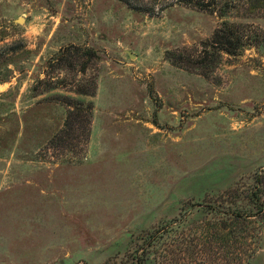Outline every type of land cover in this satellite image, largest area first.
<instances>
[{"label": "rangeland", "instance_id": "374dc122", "mask_svg": "<svg viewBox=\"0 0 264 264\" xmlns=\"http://www.w3.org/2000/svg\"><path fill=\"white\" fill-rule=\"evenodd\" d=\"M156 3L0 0V264H130L163 229L150 264H218L198 208L264 190V43L204 52L222 20L264 31V15ZM70 45L96 56L58 61ZM57 94L93 102L86 141L54 140ZM256 228L249 264H264Z\"/></svg>", "mask_w": 264, "mask_h": 264}, {"label": "trees", "instance_id": "16d2710c", "mask_svg": "<svg viewBox=\"0 0 264 264\" xmlns=\"http://www.w3.org/2000/svg\"><path fill=\"white\" fill-rule=\"evenodd\" d=\"M130 7L151 13L156 7L157 0H122ZM180 4L196 8L198 10L215 12L220 17H225L229 11L238 10L250 13H261L264 15V0H174ZM264 43V31L251 29L248 23L222 20L215 28L211 38L204 44L206 56L211 54H237L245 47ZM70 49L78 52L87 61L96 56L91 48H80L70 45L61 49L56 58L61 61L65 51ZM210 50V51H209ZM205 56L201 61H205ZM203 58V59H202ZM84 59V60H85ZM71 66L74 67L73 63ZM86 61L83 62L80 72H85ZM52 88L57 85H50ZM93 89L87 91L81 88L75 90L76 94L93 96L95 93V82ZM61 104L67 107L66 117L62 127L54 134V140L58 139L65 145L74 146L79 139L77 131L83 129L84 141L89 136L90 122L93 110V102L75 98L70 95H56ZM258 178V177H257ZM260 179L255 180V185L246 194L237 188L230 187L219 195L218 199L200 206L198 210L207 217L204 221L202 231L204 240L208 247L212 243L217 244L216 255L218 264H249L255 249L250 247L248 240L250 237L257 242L260 241V232L256 228V223L264 220V201L262 195L264 190L261 187ZM208 218V219H207ZM166 229L159 230L156 234L147 233L144 235L145 243L137 247L132 253L130 264H150L153 262L152 246L155 244L156 235L163 236ZM252 235V236H251ZM161 238V237H157ZM251 241V240H250ZM205 247L203 250H206ZM215 253V252H212Z\"/></svg>", "mask_w": 264, "mask_h": 264}, {"label": "water", "instance_id": "95a60500", "mask_svg": "<svg viewBox=\"0 0 264 264\" xmlns=\"http://www.w3.org/2000/svg\"><path fill=\"white\" fill-rule=\"evenodd\" d=\"M17 21H18V22L21 21V18L17 19Z\"/></svg>", "mask_w": 264, "mask_h": 264}]
</instances>
